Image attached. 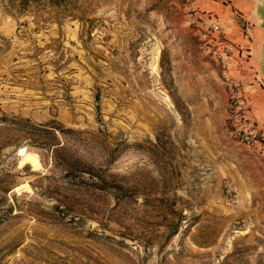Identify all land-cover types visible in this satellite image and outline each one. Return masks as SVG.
I'll list each match as a JSON object with an SVG mask.
<instances>
[{
  "label": "rangeland",
  "instance_id": "374dc122",
  "mask_svg": "<svg viewBox=\"0 0 264 264\" xmlns=\"http://www.w3.org/2000/svg\"><path fill=\"white\" fill-rule=\"evenodd\" d=\"M59 1L0 0V264H264L246 11Z\"/></svg>",
  "mask_w": 264,
  "mask_h": 264
},
{
  "label": "crops",
  "instance_id": "0c3cea01",
  "mask_svg": "<svg viewBox=\"0 0 264 264\" xmlns=\"http://www.w3.org/2000/svg\"><path fill=\"white\" fill-rule=\"evenodd\" d=\"M236 2L239 3L240 9L244 10V12L246 11L243 17L249 21L248 26L251 36L249 47L253 51L259 49L260 46L264 48V0H236ZM216 4H218L217 0H210L208 6L214 8ZM257 30L260 31V39L256 37ZM256 76L258 77L257 74Z\"/></svg>",
  "mask_w": 264,
  "mask_h": 264
},
{
  "label": "trees",
  "instance_id": "16d2710c",
  "mask_svg": "<svg viewBox=\"0 0 264 264\" xmlns=\"http://www.w3.org/2000/svg\"><path fill=\"white\" fill-rule=\"evenodd\" d=\"M50 2L54 3V4H58L60 3L59 0H50ZM58 146H56L54 149H53V158L56 159V157L58 156V147H59V144H56ZM76 162L78 165H81V163H83L79 158L76 159ZM84 169H88V168H84ZM86 170H82L81 168H77V170H75V173L78 174V175H83V173L85 172ZM118 190H123V186L121 184H117L115 186ZM1 220V218H0Z\"/></svg>",
  "mask_w": 264,
  "mask_h": 264
},
{
  "label": "built area",
  "instance_id": "2783aa9c",
  "mask_svg": "<svg viewBox=\"0 0 264 264\" xmlns=\"http://www.w3.org/2000/svg\"><path fill=\"white\" fill-rule=\"evenodd\" d=\"M214 31H218L220 29V26L218 24H215L212 26Z\"/></svg>",
  "mask_w": 264,
  "mask_h": 264
}]
</instances>
